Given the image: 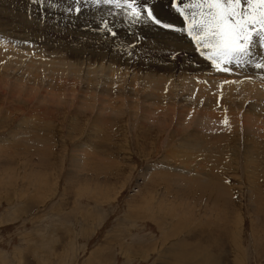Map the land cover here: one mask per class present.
Masks as SVG:
<instances>
[{"label":"rangeland","instance_id":"obj_1","mask_svg":"<svg viewBox=\"0 0 264 264\" xmlns=\"http://www.w3.org/2000/svg\"><path fill=\"white\" fill-rule=\"evenodd\" d=\"M183 2L186 0H178V5ZM151 3L155 4L154 14L164 22L172 23L177 31L160 29L150 22L133 23L132 20L125 19L123 11L104 5L96 7L92 4V0L84 2L78 0V6L81 8L79 14L69 11L73 0L69 1L68 6L58 4V7L56 0H0V15L2 13L9 15L5 14L6 22L11 19L10 23L1 21L6 23H2V26L5 25L3 29L8 34L11 28L14 32L11 34L25 32L21 35L23 38L19 39L20 46L23 48L27 46L26 48L33 50L40 44H46L47 47L54 46L55 51H61L60 46L65 41L63 48H67V44L70 45L71 59L59 61L60 63L56 65L60 67L59 69L54 66L58 70L56 75L60 77L62 74L64 62H68L73 70L76 68L79 70L80 67L82 69L75 70L76 74L80 73L77 74L80 79L77 84H71L69 81L68 85L63 86L62 91L56 93L59 94L56 97L60 100L55 98V101H61V104L72 97V106L63 103L60 105L63 108L58 107L60 103L58 101V104L54 101L52 104L45 103L44 90H48L46 84H49L50 80L48 77L50 72L47 70H39L40 88L43 89L41 92L44 93V97L42 101H39L42 105L41 109L33 112L31 119H28V115L25 114L29 113L28 109L25 108L24 113L17 110L14 112L13 109L17 104L0 99L2 111L7 109L4 115L6 119L0 114V139L9 140L14 137L12 140L17 141L15 144L9 142L5 146H0V264H264V124L257 123L252 116L253 113L256 115L264 111V69L257 70L254 64H247L241 68L225 65L224 67L229 68V71H217L212 67L211 61L205 59V53L209 50L204 49V52H198L195 43L187 33L182 34L179 31L184 22L175 10L171 9L169 0H150ZM62 10L63 13H61ZM54 11L55 14H53ZM62 16L68 18L67 23L64 20L61 21ZM20 18L24 20H21L22 23L18 20ZM101 20L107 21L119 37L117 35L113 37L104 32L99 27ZM7 25L9 28H6ZM21 26L23 28H20ZM58 30L63 32L60 33ZM101 35L103 42L98 38ZM92 37V40L98 43L87 44ZM170 38L172 39L169 40ZM104 39L112 42L113 46L117 43L118 47L111 49L110 42L109 47L103 44ZM146 39L154 41H149L148 44ZM57 40L63 41L61 45ZM75 40L78 42L72 44L71 42H76ZM165 41L166 43H163ZM82 42H84L83 45ZM78 43L79 45H76ZM139 43L144 44V47L148 45L155 47V44L163 46L171 59L174 58L173 55L178 54L175 51L178 50L177 48L185 47L183 49L187 48L193 54L190 59L205 65L200 67L197 74L169 77L171 78L169 80L173 81H168V87L173 84L174 88L172 90L173 88L170 87L172 89L169 90L173 91L170 105L176 104L178 111L185 109L186 105L189 108V104L191 105L189 111L195 106L198 108V105L193 102L195 93L189 95V91L183 90L182 77L185 80L188 79L186 81L190 86L198 80L206 82L209 95L215 99L218 97L217 101H229L228 104L233 110L236 107L239 108L243 98L240 92L242 85L258 84L259 86L254 84L259 89L256 91H261L263 95L248 97L239 112L241 114L238 118L239 123L235 122V116H231L232 119L227 114L223 118L221 115L210 117L204 113L205 115L199 114L201 117L197 115L196 119L193 117L196 121L192 120L194 123L188 130L195 132L224 130V136L226 135L224 139H226L228 127L232 126L230 129L239 130L236 131L237 136L239 132L241 133L240 140L243 136L250 135L255 140L261 136L262 144L255 147L234 144L229 154L231 156L219 155L218 157L223 158L220 161L213 158L206 159L204 156L208 155L206 151L208 145L204 143L180 147L179 140L182 136H171L167 141L166 132L162 133L156 127L152 128L153 125L149 126V129L146 128L144 132L135 133V127L138 125L134 118L129 121V116L126 114L118 117L112 113L99 115L95 112L96 110L89 111L91 104L97 106V95L94 94L92 98H85V100L82 96L89 97L86 93L93 94V89L98 90L97 92L107 89L110 79L116 81L119 77L116 82L118 86L111 84V88L108 87L115 95H119V92L132 94L142 88L145 82L142 81L143 84L141 81L137 83V80L133 82L134 76L137 78L142 74L138 70L134 71L133 68L127 69L128 67L124 65L111 64L114 70L118 71L114 73L116 76L111 78L106 73L105 64L99 63L101 66H98V63H91L80 66L73 60L78 59L81 54L87 56L92 53L100 54L102 50L109 54L114 51L124 54L129 46L140 45ZM252 51L255 60H259L260 56L264 55V50L258 47L254 46ZM27 53L25 50L23 56L26 57H21L24 60L22 62L19 61L20 57H9V55L5 57V60L9 57L13 62L19 61L20 64L18 62L16 67L19 65L21 69H25V61L27 64L37 62L32 64H38L36 66L40 69L41 62L36 60L38 58L34 57L35 54L30 53V57ZM21 54L19 52L20 56ZM32 57L35 58L34 61ZM29 59L32 60L29 62ZM180 59L184 61L180 57V62ZM43 61L46 62L47 59ZM21 64L24 66L22 67ZM14 65L15 63L10 65L11 69L14 67L12 69L14 71H10L11 75L22 76V70L15 68ZM72 65L75 67L73 68ZM89 68L91 71L93 68L96 70L105 68V72H98L102 77H99L98 73L94 74L97 79L100 78L99 82L91 86L92 90L88 91L89 86L87 87L83 79L89 77ZM201 68H204L205 72ZM249 71L257 72L258 78L253 74V78L248 76L251 74L247 73ZM210 72L214 74L205 76V74H211ZM221 72L226 74L224 81L220 80V78L223 79ZM65 74H67L66 71ZM68 88L71 89L70 93H73L75 98L71 95L61 98L65 95L64 90ZM146 90V93L150 92ZM182 90L185 92L183 93ZM226 96L230 98L227 99ZM131 99H128L129 102L134 104L136 99L132 101ZM190 99L191 102H189ZM120 100L119 104H121ZM100 105L104 106L98 103L97 107ZM11 113L13 114L10 115ZM139 116L138 114V118L142 120L143 116L141 118ZM180 117L179 120L182 119L180 123L174 117L172 121L174 128L183 126V118ZM225 120L226 122L223 123ZM132 122H134V130L129 127ZM142 122L145 124L146 121L142 120ZM148 123H150L149 120ZM47 133L50 140L40 141L42 137L47 136ZM24 134H28L25 140L22 136ZM201 155H203L202 158ZM82 156H84L83 159ZM185 166L200 171L202 175L205 170L216 166L212 172L222 176L219 177L220 183L213 186V191L216 190L213 192L214 196L212 192H205V194L204 191L202 193L201 190L194 189L193 185L185 181L166 180L165 174L159 171L154 172L158 178L150 175L147 178L148 181L142 176L148 169L155 170L162 167L164 172V169H181ZM252 179L258 181L260 188L258 187L257 192L252 190L253 194H250V187L253 188L255 185L250 184ZM166 184L170 186L167 185V187ZM168 251H173L172 253L176 255L168 256Z\"/></svg>","mask_w":264,"mask_h":264},{"label":"bare ground","instance_id":"obj_2","mask_svg":"<svg viewBox=\"0 0 264 264\" xmlns=\"http://www.w3.org/2000/svg\"><path fill=\"white\" fill-rule=\"evenodd\" d=\"M8 1V0H7ZM52 1H54V0H52ZM69 1L70 0H56V3H57V7H58V4L60 5V6H68L69 5ZM85 0H82V2H84ZM10 2V1H9ZM27 2V1H26ZM25 2V3H26ZM41 2V1H40ZM23 3V2H22ZM53 3V2H52ZM31 4V3H30ZM54 4V3H53ZM55 5V4H54ZM50 6V5H49ZM55 8H56V6H54ZM37 8V7H36ZM44 8V7H43ZM54 8V9H55ZM62 8V7H61ZM58 9V8H57ZM65 9H67V7L65 8ZM2 10V9H1ZM11 11V10H10ZM6 12V11H5ZM52 12H53V10H52ZM59 12H60V10H59ZM10 13V12H9ZM58 13V12H57ZM61 13H63V10L61 11ZM5 14L6 13H2V15H0V99H3V101H6L7 102V100H10V101H12V103H14V104H17L16 105V108H14L13 109V111L15 112L16 110L17 111H21L22 113H24V111H25V108L26 109H28V112L30 113H25L26 115H28V119H31L30 118V116H31V114L33 113V112H37L38 111V109L42 106L41 104H40V102L39 101H42V99H43V97H44V93L42 94V92H41V90H43V89H41L40 88V82H39V79L41 78L40 76V72H39V70L41 71V70H47L48 72H50V74H49V84H46L47 85V88H48V90H44V92H45V103H50V104H52V101H54L55 103H57L58 104V102H60L57 106L58 107H62V106H60V105H62L63 103H67L69 106H72V104H73V101H72V97L69 99V100H67L66 102H63L62 104H61V101H58V100H60L59 99V97H56L57 95H59V94H56L58 91H62L63 90V86H66V85H68V83H70L71 82V84H77L78 82H79V74L77 75L76 74V72L77 71H79L80 69H81V65H85V64H91V63H102V64H105V66H107V67H105L106 68V70H107V75L109 76V77H111V78H113V76L115 77L116 76V74L114 75V73L115 72H118V71H116V70H114V67H113V65L115 66V65H118V64H120V65H124L125 67H128L127 69H130V68H133L134 69V71L135 70H138L139 71V73L140 74H142V76H137V78L134 76L133 78H132V81L134 82V81H136L137 83H138V81H143V82H145V84H144V86L142 87V88H140V89H137L135 92H133L132 94L130 93V94H126V92L124 93H122V92H119V95H115L114 93L112 94V90H110L109 88H111L110 86H111V84H113L112 86H116L118 83H116L117 82V80L119 79V77L117 78V80L116 81H112L110 78H108V79H110V82H108L107 84H109L108 86H107V89H104V90H99V92H97L98 90H95V89H93V94H91V92H87L86 93V95H88L89 94V97H85V96H82L83 97V100H85V98L87 99V98H92V95H94V94H96L97 95V98H96V103H97V106H98V103L100 104H102V105H104V106H101L100 105V107H97V106H95V105H90V107L88 108V109H90L89 111H91V112H93L94 110H96L95 112L97 113V114H99V115H107V114H110V113H112V114H114V115H116V116H118V117H122L124 114H126V116H129V118H128V120L129 121H132V119L134 118V121L137 123L136 125H138L137 127H135V133L137 132V131H141V132H144L145 130H146V128H148L149 126H152L153 125V127L152 128H154V127H156V129H158V130H160L162 133H164V132H166V137H167V141L170 139L169 137H171V136H182V138L179 140L180 142H181V145H180V147H185V146H194L195 144H198V143H204V145H208V147H206V151L208 152V155H206V156H204V158H206V159H217V161L219 160H221V159H223L222 157L220 158V157H218L219 155H222V154H224V155H229L230 153H231V149H232V146L234 145V144H242V146L244 145V144H246V145H250L251 147H255V146H257V145H260V144H262V137L261 136H259V137H257V139L255 140L254 138H252L250 135L249 136H246V137H241V140H240V132H239V134H238V136H237V132L236 131H239V130H235V129H230L232 126H229L228 128H229V130H228V138H226V139H224L225 137H226V135L224 136V134H225V132H224V130L223 131H221V130H219V131H221V132H216V131H214V132H207V130H204L205 132H195V131H192L191 129V131H189L188 129H189V126L192 124L193 125V123H192V120L193 121H196V120H194L193 119V117H195V119H196V116L197 115H199V114H203V115H205L204 113H206L207 114V116H210V117H216L217 115L219 116V115H221L222 116V118L223 117H226L225 116V114H227V116H229V117H231V116H235V122L236 123H239V120H238V118L241 116V114L239 113L240 112V110H242L241 108L242 107H244V103L246 102V100L248 99V97H250L251 95V97H253V96H257V95H261L262 94V92L261 91H259V92H257L256 90H259L258 88H256L255 86H254V84L251 86V85H249V83H248V85L246 86V85H244L243 83V85H242V87L239 89L240 90V92L242 93L241 95L243 96V98L241 99V103L239 104V108L237 109V107H236V109L234 108V110H233V108H231L230 106L231 105H229L228 103H229V101H224V100H222V101H217L216 99L218 98H214V97H212V96H210L209 95V93L207 92L208 90H207V84H206V82H202L201 80L199 81L198 79H196V80H198V81H193L194 83L190 86L188 83H187V81L186 80H188V79H183V77L185 76H187V75H192V74H197L198 72H199V69H200V67H202V66H205V65H202V64H199V63H197V61H193L192 59H190L191 57H192V52H191V50L189 51V49L187 50V48L186 49H183V48H185V47H182V49H179V48H177V47H179V46H177L176 48L178 49V50H175V51H177V53L178 54H176V55H173L174 56V58L173 59H171V58H169V54H168V52H167V50H166V48L164 47L163 48V46L162 47H160V45H158L157 46V44H158V42H157V44H153L155 47H153V46H146V47H144L143 45L144 44H140V45H135V46H129L128 47V51L126 52V53H124V54H121V53H119V52H111L110 54L108 53V52H106L105 50H102L101 51V53L100 54H95V53H92V54H90L89 56H87V55H85V54H81L79 57H78V59H76V60H73V61H75V63H77V65L79 64L80 66H78V67H80L79 68V70H77V68L75 69V70H77V71H75V70H73V69H71L70 68V64H68V62H64V64H63V66H64V69H62L61 70V75H60V77H58V75H56V72L58 73V70H56V65H58L60 62L59 61H62L63 62V60H67V59H71L70 58V55H71V49L69 48L70 47V45H68L67 44V48H63V46H65V41H64V43L62 44V46H60L61 48H62V50L61 51H55V50H53V47H47V45L46 44H40V45H38V46H36V47H34V49L33 50H31V48L29 49V48H26L25 46V48H23V46H20L19 44L21 43V41L19 42V39H21V38H23V36H21V35H23V34H25V32L23 33V34H11L13 31H12V28H11V32H9V34L6 32V30H4L3 28H4V26H2L3 24H6V23H10L11 21V19L8 21V22H6L5 20H6V16H5ZM42 14V13H41ZM50 14V13H49ZM53 14H55V11H54V13ZM7 15V14H6ZM14 15V14H13ZM12 15V16H13ZM59 15V14H58ZM7 16H9V15H7ZM16 16V15H15ZM57 16V15H56ZM61 16V15H60ZM17 17H18V15H17ZM16 17V18H17ZM21 17V16H20ZM38 17H39V15H38ZM53 17V16H52ZM55 17V16H54ZM58 17V16H57ZM91 17V16H90ZM15 18V17H14ZM14 18H12L13 20H14ZM19 18V17H18ZM87 18V17H86ZM68 18L67 17H64V16H62V19H61V21L62 20H64L65 22H66V20H67ZM20 22H21V18L20 19H18ZM18 20H16V21H18ZM1 21H5L4 23L3 22H1ZM15 21V20H14ZM13 21V22H14ZM22 21H24V20H22ZM26 22H28V21H26ZM92 22V21H91ZM3 23V24H2ZM16 23V22H15ZM19 23V22H18ZM22 23V22H21ZM20 23V24H21ZM23 23H25V22H23ZM67 23V22H66ZM69 23V22H68ZM76 23V22H75ZM19 24V25H20ZM27 24V23H26ZM21 25H25V24H21ZM54 25V24H53ZM64 25V24H63ZM69 25V24H68ZM87 25H88V23H87ZM90 25V24H89ZM12 26V25H11ZM14 26H15V24H14ZM16 26H17V24H16ZM49 26V25H48ZM58 26H59V24H58ZM13 27V26H12ZM18 27V26H17ZM27 27H28V25H27ZM42 27V26H41ZM52 27V26H51ZM6 28H9V25H7V27ZM19 28V27H18ZM20 28H23L22 26L20 27ZM46 28V27H45ZM84 28V27H83ZM16 29V28H15ZM15 29H13V30H15ZM41 29H43V28H41ZM21 29H19V31H20ZM24 31H27V30H25V29H23ZM23 30H22V32H23ZM33 30V29H32ZM65 30V29H64ZM79 30V29H78ZM39 31H40V29H39ZM55 31V30H54ZM59 31V30H58ZM62 31V30H61ZM61 31H59L60 33H62ZM67 31V30H66ZM66 31H64V32H66ZM70 31V30H69ZM75 31V30H74ZM89 31V30H88ZM47 32V31H46ZM84 32V31H83ZM95 32V31H94ZM102 32V31H101ZM105 32V31H104ZM14 33V32H13ZM27 33V32H26ZM37 33V32H36ZM50 33V32H49ZM86 33V32H85ZM47 34V33H46ZM51 34V33H50ZM67 34V38H68V33H66ZM99 34V33H98ZM97 34V35H98ZM35 35H37V34H35ZM42 35V34H41ZM58 36H59V34H57ZM62 35V34H61ZM58 36H56L57 38H58ZM64 35H62V37H63ZM91 36V35H90ZM118 36V35H117ZM44 37H46V36H44ZM59 37H61V36H59ZM65 38H66V36H64ZM80 37V36H79ZM95 37V36H94ZM98 37V36H97ZM119 37V36H118ZM130 37V36H129ZM55 38V37H54ZM56 38V39H57ZM99 38V40H101V42H103V38H102V35L101 36H99L98 37ZM38 39V38H37ZM44 39V38H43ZM49 39V38H48ZM59 39H61V38H59ZM69 39V38H68ZM74 39H75V37H74ZM85 39H88V38H85ZM93 39V37L87 42V44H90V45H92V44H96V43H98V42H94L95 40H92ZM134 39V38H133ZM141 39H143V38H141ZM172 38H170L169 40H171ZM174 39V38H173ZM39 40V39H38ZM42 40V39H41ZM63 40V39H62ZM97 40V39H96ZM105 41V43H103V44H106L108 47H109V45H108V43L110 42V41H106V39H104ZM109 40V39H108ZM113 40V39H112ZM139 40V39H138ZM147 40V39H146ZM153 40V39H152ZM152 40H150L149 39V41H151L152 42ZM175 40H177V39H175ZM36 41V40H35ZM35 41H33V42H35ZM58 41V40H57ZM60 41V40H59ZM58 41V42H59ZM70 41V40H69ZM76 41V40H75ZM87 41V40H86ZM128 41V40H127ZM129 41H131V39L129 40ZM133 41V40H132ZM140 41V40H139ZM148 41V40H147ZM149 41L147 42L148 44H149ZM154 41V40H153ZM189 41V40H188ZM187 41V42H188ZM37 42H39V41H37ZM36 42V43H37ZM43 42V41H42ZM42 42H40V43H42ZM53 42V41H52ZM63 41H60L59 43H60V45H61V43H62ZM68 42V41H67ZM74 41H72L71 43L72 44H75V43H77L78 41H76V42H74ZM80 42V41H79ZM100 42V43H101ZM115 42V41H114ZM134 42V41H133ZM132 42V43H133ZM138 42V41H137ZM150 42V43H151ZM179 42V41H178ZM46 43V42H45ZM50 43V42H49ZM49 43H47V44H49ZM70 43V42H69ZM83 43L84 42H82V45H83ZM111 43L112 42H110V45H111ZM144 43H145V40H144ZM163 43H166V41L165 42H163ZM32 44V43H31ZM57 44V43H56ZM80 44H81V42H80ZM86 44V45H87ZM121 44V43H120ZM169 44H171V43H169ZM174 44V43H173ZM25 45V44H24ZM76 45H79V43L78 44H76ZM133 45V44H132ZM151 45V44H150ZM49 46V45H48ZM74 46V45H73ZM115 46H117L118 47V44L116 43V45H114L113 46V44L110 46L111 47V49H113ZM121 46V45H120ZM57 47H58V45H57ZM59 47V48H60ZM116 47V48H117ZM56 49V48H55ZM115 49V48H114ZM173 49V48H172ZM26 50V52H28L27 54L28 55H30V57H31V54L30 53H33V54H35V58L37 57L38 59H36V60H39L40 62H41V66H40V69H38L37 68V66L36 65H38V64H36V65H34L35 63H37V62H32V63H34V64H27V62L25 61V63L24 64H26L25 66L24 65H22V67L24 66L25 67V69L23 70V69H21V66L19 67V65L16 67V65L18 64V62L19 61H21L22 62V60H23V58H21L22 56H23V53H24V51ZM60 50V49H59ZM174 50V49H173ZM23 51V52H22ZM118 51H119V48H118ZM206 51H207V49H206ZM19 52H20V54H21V52H22V54H21V56L19 55ZM171 52V51H170ZM202 52H204L203 50H202ZM257 52V51H256ZM113 53V54H112ZM33 54H32V56H33ZM173 54H174V52H173ZM183 54V55H182ZM206 54V53H205ZM9 55V57L11 56H13V57H16V58H18V57H20L19 59V61H11V58H9L10 60H8V58H7V60H5L6 58V56H8ZM178 55H182V56H178ZM24 57V56H23ZM26 57V56H25ZM24 57V58H25ZM30 57H28L27 56V58H30ZM72 57H75L76 58V56H74V55H72ZM171 57V56H170ZM182 58V59H184V61H182L181 59V62L179 61V58ZM184 57V58H183ZM35 58H33L32 57V59H29L28 61L30 62L31 60L32 61H34V59ZM44 59H47V61L45 62V61H43ZM35 60V61H36ZM49 60V61H48ZM24 61V60H23ZM58 61V62H57ZM123 61V62H122ZM11 62H13V63H15V68H17V69H21L22 70V73L24 74H22L21 72H19V73H21L22 74V76H15L14 74H13V76L11 75L12 74V72H10V71H14V70H12V69H14V67L11 69V66L10 65H12L11 64ZM122 62V63H121ZM19 64H20V62H19ZM43 64H45V65H43ZM73 64V63H72ZM111 64H113V65H111ZM205 64V63H204ZM209 64H210V62H209ZM43 65V66H42ZM62 65V64H61ZM76 65V64H75ZM77 65H76V67H77ZM226 66H227V64H225ZM224 65V66H225ZM54 66H56V67H54ZM91 66V65H90ZM98 66H101L100 64L98 65ZM207 66V65H206ZM72 67H73V65H72ZM75 67V66H74ZM73 67V68H74ZM124 67V68H125ZM58 69L60 68V67H57ZM97 68V67H96ZM100 68V67H99ZM98 68V69H99ZM105 68H101V69H92V71H91V69L89 68L88 70H90L89 72H90V74H89V77L88 78H86V79H83L84 80V82H86L87 83V89H88V91L89 90H92V88L93 87H91V86H94L95 84H96V82H99L98 80L100 79H97L96 78V76L94 75L95 73L97 74L98 72H100V73H102V72H105L104 70H105ZM231 68V67H230ZM19 69V70H20ZM118 69V68H117ZM126 69V68H125ZM204 69V68H203ZM202 68H201V70L202 71H204ZM18 70V71H19ZM82 70V69H81ZM87 70V69H86ZM200 70V71H201ZM65 71H66V73L67 74H65ZM84 71V70H83ZM198 71V72H197ZM205 72V71H204ZM208 73H209V71H207ZM246 72V71H245ZM63 73L65 74V75H63ZM91 73H93V74H91ZM106 73H105V75H106ZM211 73V72H210ZM216 73H217V71H216ZM222 73V72H221ZM247 73H251V74H248V76H252V74L253 75H255L257 78H258V76L256 75V73L257 72H253V71H249V72H247ZM261 73V72H260ZM260 73H258V75L260 74ZM99 74V73H98ZM104 74V73H103ZM214 74V73H213ZM212 73L211 74H205V76L206 75H213ZM223 75H221L222 77H223V79H221L220 78V80H223L224 81V79H225V76H226V74H224V73H222ZM45 75V74H44ZM87 75V74H86ZM101 74H99V77H102V76H100ZM199 75V74H198ZM204 75V74H203ZM246 75V74H245ZM83 76V75H82ZM81 76V77H82ZM94 76H95V78H94ZM98 76V75H97ZM107 76V77H108ZM176 76H178V77H181V76H183L182 77V79H181V85H183V90H186V91H189V95H190V93H195L194 95H196L195 97H193V99H194V103L196 104V105H198V108L195 106L194 108H197L196 110H194V108H192V110L191 111H189V108H190V104L188 105L189 106V108L187 107V105H186V108L185 109H187V110H185V109H183V110H181V111H178L177 109H176V107H175V105L173 104V106L172 105H170V101L172 100V92H170L171 91V89L173 88V84H172V86H171V84H170V86L168 87V81H173V80H169V79H171V78H169V77H176ZM201 76H202V74H201ZM260 76V75H259ZM30 77V78H29ZM42 77H44V76H42ZM80 77V78H81ZM105 77V76H104ZM247 77V76H246ZM256 77H254V78H256ZM177 78V77H176ZM189 78H191V76L189 77ZM200 78H202V77H200ZM199 78V79H200ZM228 78V77H227ZM252 78H253V76H252ZM262 78V77H261ZM48 79V78H47ZM105 79V78H104ZM230 79V78H229ZM82 80V81H83ZM207 80V79H206ZM212 80V79H211ZM215 80H217V79H215ZM233 80H234V78H233ZM255 81H257L256 79H254ZM70 81V82H69ZM124 81V80H123ZM175 81V80H174ZM104 82V81H103ZM118 82H120V81H118ZM136 82H135V84H136ZM143 82H142V84H143ZM231 82V81H230ZM259 82V81H258ZM220 83V82H219ZM227 83V82H226ZM251 83V82H250ZM139 84H140V86H142L141 85V83L139 82ZM138 84V85H139ZM240 84V83H239ZM146 85V86H145ZM255 85H258V84H255ZM261 85V84H260ZM17 86H19V88H16ZM118 86V85H117ZM120 86V85H119ZM135 86V85H134ZM259 86V85H258ZM109 87V88H108ZM170 87H172V88H170ZM182 87V86H181ZM210 87V86H209ZM213 87V86H212ZM211 87V88H212ZM217 87V86H216ZM224 87V86H223ZM227 87V86H226ZM86 88V87H85ZM95 88V87H94ZM113 88V87H112ZM138 88V87H137ZM170 88V89H169ZM179 88V87H178ZM188 88H189V90H188ZM117 89V88H116ZM146 89H148V91H150V92H148V93H146ZM170 90V91H169ZM172 90H174V88L172 89ZM182 90V91H183ZM224 90H226L227 91V89H224ZM231 90V89H230ZM65 91V95H62V96H64V97H61V98H66V97H68L69 95H71V96H73V93H70L71 92V89H65L64 90ZM101 91V92H100ZM166 91V92H165ZM167 91L169 92V93H167ZM213 91V90H212ZM217 91V90H216ZM228 91H229V89H228ZM97 92V93H96ZM145 92V93H144ZM176 92V91H175ZM185 91H183V93H184ZM224 92V91H223ZM232 92V91H231ZM261 92V93H260ZM59 93V92H58ZM85 93V92H84ZM165 93V94H164ZM83 94V93H82ZM222 94V93H221ZM220 94V95H221ZM229 94H231V93H229ZM264 94V93H263ZM262 94V95H263ZM98 95H99V97H98ZM115 95V96H114ZM188 95V94H187ZM213 95V94H212ZM176 96V95H175ZM178 96V95H177ZM240 96V95H239ZM74 97V96H73ZM102 97H103V99H102ZM227 97V96H226ZM234 97V96H233ZM55 98L56 99H58V100H56L55 101ZM75 98V97H74ZM73 98V99H74ZM98 98H99V100H100V98H101V100L99 101L98 100ZM132 98V99H131ZM182 98V97H181ZM191 99H192V97H190ZM228 98H230V97H227V99ZM259 98V97H258ZM68 99V98H67ZM77 99V98H76ZM82 99V98H81ZM119 99H121L120 101V103L121 104H119ZM128 99H131V101L132 100H134V99H136V100H134V104H132L131 102H129V100ZM191 99H190V101L189 102H191ZM233 99V98H232ZM256 98H254V100H255ZM176 100V99H175ZM9 101V102H10ZM58 101V102H57ZM99 101V102H98ZM172 102V101H171ZM230 102H231V100H230ZM232 102H234L233 100H232ZM240 102V101H239ZM11 103V104H12ZM77 103V102H76ZM188 103V102H187ZM7 104V103H6ZM180 104V103H179ZM235 104V103H234ZM84 105V104H83ZM89 105V104H88ZM87 105V106H88ZM217 105V106H216ZM85 106V105H84ZM177 106V105H176ZM184 106V105H183ZM183 106H180V107H183ZM235 106V105H234ZM46 107H48L47 105H46ZM151 107V108H150ZM233 107V106H232ZM63 108V107H62ZM84 108H86V107H84ZM178 108H179V106H178ZM184 108V107H183ZM41 109V108H40ZM49 109V108H48ZM87 109V108H86ZM86 109H84V110H86ZM182 109V108H181ZM204 109V110H203ZM5 110H7V109H5ZM2 111V109L0 108V114L4 117V115H5V113H6V111ZM24 110V111H23ZM11 111V110H10ZM27 111V110H26ZM243 111H246V110H243ZM252 112V111H251ZM104 113V114H103ZM142 113V114H141ZM8 114V113H7ZM7 114H6V116H7ZM13 113H11L10 115H12ZM138 114L140 115L139 117L141 118L142 116V120L143 121H146L145 122V124L142 122V120H140L139 118H138ZM94 116H98V115H96V114H93ZM111 115V114H110ZM248 115V114H247ZM37 116V115H36ZM125 116V115H124ZM180 116H182V118H183V122H182V124H183V126L182 125H180L181 127H179V128H174V126L172 125V121H173V119H174V117L178 120V122L179 121H181V120H179L181 117ZM200 117H201V115H199ZM199 116H198V118H199ZM252 116H253V119H255V121L257 122V123H263L264 124V111H261V112H259L258 114H256L255 115V113H253L252 114ZM204 117H206V116H204ZM255 117V118H254ZM5 119H6V117H4ZM24 118H26V117H24ZM27 119V118H26ZM175 119V120H176ZM200 119V118H199ZM215 119V118H214ZM227 119H230V118H227ZM231 119H232V117H231ZM251 119V118H250ZM148 120L150 121V123H148ZM201 120V119H200ZM199 120V121H200ZM204 120V119H203ZM220 120V119H219ZM222 120V119H221ZM252 120V119H251ZM23 121V120H22ZM25 121V120H24ZM28 122H32V121H29V120H27ZM26 121V122H27ZM34 121V120H33ZM226 121V120H225ZM225 121L223 122V123H225ZM177 122V121H176ZM227 122H228V120H227ZM20 123V122H19ZM22 123V122H21ZM20 123V124H21ZM41 123V122H40ZM133 123L134 122H132V124H131V126L129 125V127L132 129V130H134V127H133ZM180 123V122H179ZM22 124H24V125H27V124H25V123H22ZM222 125H224V124H222ZM229 125V124H228ZM20 126V125H19ZM22 126V125H21ZM32 126H34V125H32ZM170 127H172V128H170ZM191 127V126H190ZM233 128H235V127H233ZM237 128H239V127H237ZM236 128V129H237ZM242 128V126L240 127V129ZM149 129V128H148ZM199 129V128H198ZM209 129V128H208ZM47 130H48V127H47ZM47 130H45V131H47ZM151 130V129H150ZM165 130V131H164ZM215 130V129H214ZM227 130V129H226ZM242 130V129H241ZM49 131V130H48ZM149 131V130H148ZM159 131V132H160ZM167 131L169 132V133H167ZM209 131V130H208ZM113 132V131H112ZM132 132V131H131ZM216 132V133H215ZM243 132V131H242ZM227 133V132H226ZM160 134V133H159ZM171 134V135H170ZM28 134H24V135H22L23 136V139L25 140L28 136H27ZM21 136V135H20ZM19 136V137H20ZM45 136V135H44ZM12 138H14V137H12ZM12 138L11 139H9V140H2V139H0V146H5V145H7L9 142L11 143V144H15V143H17V141L15 142V141H13L12 140ZM20 139V138H19ZM35 139H36V136H35ZM173 139V138H172ZM22 140V139H21ZM20 140V141H21ZM48 140H50V137H49V133H47V136L45 137V138H41L40 139V141H48ZM210 140H212L211 141V143L209 142ZM29 141V140H28ZM37 142H38V140H37ZM7 143V144H6ZM208 143H210V144H208ZM183 145V146H182ZM245 145V146H246ZM95 148V147H94ZM212 148V149H211ZM235 148H233V150H234ZM81 152V151H80ZM235 152V151H234ZM82 154V153H81ZM84 154V153H83ZM79 156V155H78ZM77 156V157H78ZM202 156L203 155H201L200 157L202 158ZM229 156H231V155H229ZM76 157V158H77ZM199 157V158H200ZM84 158V156H82V159ZM79 160V159H78ZM195 160V159H194ZM192 161V160H191ZM216 161V160H215ZM245 161H246V159H245ZM78 162V161H77ZM82 162V161H81ZM204 163H206V161H203ZM209 162V161H208ZM213 163H214V161H212ZM79 163H80V161H79ZM83 163V162H82ZM168 163V162H167ZM201 163V162H200ZM209 163H211V162H209ZM231 163V162H230ZM208 164V163H207ZM210 165V164H209ZM78 166V165H77ZM79 167H80V165H79ZM195 167V166H194ZM216 167V166H215ZM210 168V169H208L207 171L205 170V172H203L204 174V176L201 174V172L200 171H196V170H192V168L190 169V167L188 168L187 166H185V167H183V168H181V169H164V172L162 171L163 169H162V167H159V168H157V169H155L154 170V168L153 169H148L146 172H144V174H142V176L144 177V179H146L147 180V178H148V176H150V175H153L155 178H158V177H156V175L154 174V172L155 171H159L160 173H164L165 174V178H166V180H168V179H170V180H172V181H185V182H187V183H189V184H191V185H193L192 187L194 188V189H197V190H201V192L202 191H204V193L205 192H215L216 190L214 189V191H213V186L215 185V184H217V183H220V179H219V177L220 176H222V174H218V173H213L212 171L214 170V169H216V168ZM248 167V166H247ZM229 168V167H228ZM194 169V168H193ZM252 169V168H251ZM197 170H199V169H197ZM200 170H201V168H200ZM204 170V169H203ZM257 171V170H256ZM114 173V172H113ZM220 173V172H219ZM228 174V173H227ZM106 175V174H105ZM224 175V174H223ZM72 177V176H71ZM143 177H141V178H143ZM145 180V181H146ZM151 180V179H150ZM156 180V179H155ZM157 180H159V179H157ZM258 180V179H257ZM148 181V180H147ZM153 181V180H152ZM261 183V182H260ZM250 184H255L254 185V187L252 188V187H250V194H253V191H255V192H257V190H258V187L260 188V186H258V181H256V179L255 180H251V182H250ZM170 186L169 184H166V186ZM167 186V187H168ZM173 187V186H172ZM190 187V186H189ZM175 188V187H174ZM182 188V187H181ZM170 189H171V187H170ZM176 189H178V187L176 188ZM166 190V189H165ZM172 190V189H171ZM171 190H169V193H170V191ZM253 190V191H252ZM177 191V190H176ZM189 191H191V190H189ZM167 192V191H166ZM185 192V191H184ZM193 192V191H192ZM197 193V192H196ZM203 193V192H202ZM211 193V194H212ZM171 194V193H170ZM194 194V193H193ZM206 194V193H205ZM187 195V194H186ZM197 195H198V193H197ZM204 195V194H203ZM202 195V196H203ZM210 195V194H209ZM193 196V195H192ZM210 196H212V195H210ZM213 196H214V193H213ZM221 196V195H220ZM259 196V195H258ZM199 197V196H198ZM204 197V196H203ZM207 197H208V195H207ZM196 198V197H195ZM102 213V212H101ZM39 227V226H38ZM173 251H168V253H167V255L168 256H171V255H176V254H174V253H172ZM172 257V256H171ZM175 261V260H174ZM175 262H177V261H175ZM177 264V263H176ZM181 264V263H180Z\"/></svg>","mask_w":264,"mask_h":264},{"label":"snow or ice","instance_id":"obj_3","mask_svg":"<svg viewBox=\"0 0 264 264\" xmlns=\"http://www.w3.org/2000/svg\"><path fill=\"white\" fill-rule=\"evenodd\" d=\"M169 3L183 19L179 31L187 33L198 52L209 50L205 59L217 71H229L225 64L237 68L254 64L257 70L264 69V55L255 60L252 51L254 46L264 50V0H186L180 5L178 0H169ZM92 4L123 11L125 19L133 23L150 22L160 29L177 31L172 23L154 14L155 4H150V0H92ZM69 11L81 12L78 0H73ZM99 27L110 36L117 35L107 21L101 20Z\"/></svg>","mask_w":264,"mask_h":264}]
</instances>
